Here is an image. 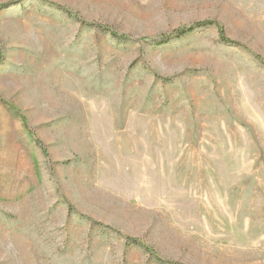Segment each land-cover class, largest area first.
Masks as SVG:
<instances>
[{"label": "rangeland", "instance_id": "1", "mask_svg": "<svg viewBox=\"0 0 264 264\" xmlns=\"http://www.w3.org/2000/svg\"><path fill=\"white\" fill-rule=\"evenodd\" d=\"M0 264H264V0H0Z\"/></svg>", "mask_w": 264, "mask_h": 264}, {"label": "trees", "instance_id": "2", "mask_svg": "<svg viewBox=\"0 0 264 264\" xmlns=\"http://www.w3.org/2000/svg\"><path fill=\"white\" fill-rule=\"evenodd\" d=\"M206 25H214L213 22H205V23H198L197 25L195 26H191L190 28L188 29H185V30H181L177 33L178 36H183L185 35L186 33H189V32H193L196 28H200V27H203V26H206ZM219 32H220V35H221V39L224 40L226 43H233L232 41H230L224 31L220 28L219 29ZM114 37H118L120 38L121 40H127V38L125 37H119L118 35H116L115 33L112 34Z\"/></svg>", "mask_w": 264, "mask_h": 264}]
</instances>
